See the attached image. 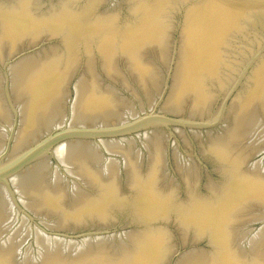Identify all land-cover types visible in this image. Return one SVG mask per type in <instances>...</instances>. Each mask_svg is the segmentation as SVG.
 I'll return each mask as SVG.
<instances>
[{
	"label": "water",
	"instance_id": "1",
	"mask_svg": "<svg viewBox=\"0 0 264 264\" xmlns=\"http://www.w3.org/2000/svg\"><path fill=\"white\" fill-rule=\"evenodd\" d=\"M0 45L141 75L264 82V0H0Z\"/></svg>",
	"mask_w": 264,
	"mask_h": 264
}]
</instances>
